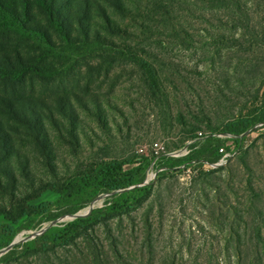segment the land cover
<instances>
[{
    "label": "rangeland",
    "instance_id": "1",
    "mask_svg": "<svg viewBox=\"0 0 264 264\" xmlns=\"http://www.w3.org/2000/svg\"><path fill=\"white\" fill-rule=\"evenodd\" d=\"M128 1L129 12L111 13L127 32L110 39L155 55L146 60L158 71L162 92L152 95L135 59L109 57L75 59L49 87L36 83L33 95L40 101L32 102L43 113L40 129L48 137L37 144L26 128L3 122L12 145L0 151V208L14 210L16 198L31 194L41 183H57L94 160L138 162L148 157L142 182L151 179L137 185L151 188L148 198L110 224L122 256L119 264H244L232 257L237 251L249 257L255 253L249 238L261 219L253 211L247 213V181L264 194V121L238 136L210 135L206 123L218 126L238 116L257 115L264 107V0H242L249 30L242 23L235 30L229 12L213 9L202 16L194 0H179L188 10L185 25L195 48L183 46L164 30L152 34L163 25L157 23L150 1ZM220 32L244 34L246 43L239 53L223 47L217 54L214 46L206 45L208 34ZM58 95H68L73 104L70 119L58 114ZM195 127L197 137L182 143ZM220 148L230 159L213 167L210 164L221 158ZM107 194L88 205L101 208L110 198ZM56 197L44 191L28 204L53 203ZM84 208L79 210L83 216ZM72 215L62 214L34 231L68 223L76 218ZM98 230L107 246L105 228ZM31 234L33 230L16 234L15 245L40 235Z\"/></svg>",
    "mask_w": 264,
    "mask_h": 264
},
{
    "label": "trees",
    "instance_id": "2",
    "mask_svg": "<svg viewBox=\"0 0 264 264\" xmlns=\"http://www.w3.org/2000/svg\"><path fill=\"white\" fill-rule=\"evenodd\" d=\"M149 1L152 5L151 11L159 16L157 23L163 25L157 31L152 30V34L164 30L172 38L178 39L183 46L195 48L193 34L185 25L188 10L183 7L184 3L179 0H165V3L161 0ZM129 2L0 0L1 152H5L12 145L10 133L3 128L4 121L26 128L37 144H44L48 134L40 129L43 113L38 105L32 102L35 99L40 101L33 95L34 86L42 82L49 87V84L55 82L64 72V67L75 59H135L152 95L162 92L158 71L146 60L156 59L155 55L152 57L143 50L139 52L129 44L115 45L110 39L112 34L121 36L127 32L114 15L123 16L129 12V6H132ZM241 2L242 0H194L202 16L213 9L229 12L235 30L236 25L241 23L244 24L245 30H249L251 22L241 10ZM112 10L115 13H112ZM243 36V33L229 36L220 32L216 35L208 34L209 38L204 40L207 41L206 45L214 46L217 54H220L223 47H231L239 53L246 43ZM206 45L203 47H207ZM58 86H61V83L54 85ZM56 98L58 114L70 119L69 112H74L70 98L68 95H58ZM49 118L54 120V115L50 114ZM263 121L264 107L257 115L238 116L218 126H212L208 120L206 128L210 135L238 136ZM197 131L195 127L187 132L182 143L196 138ZM205 152L206 149L202 153ZM215 157L213 153L210 154L211 159ZM150 161L148 157H141L138 162L133 159H97L85 169L76 171L57 183H41L31 194L16 198L14 210L0 208L2 251L12 243L19 232L38 230L43 222L53 221L62 214L78 213L97 195L113 193L101 208L93 210L90 215L76 217L63 225L51 226L34 239L13 246L9 252L0 255V264H119L122 256L110 224L114 219L128 216L148 198L151 188L137 185L144 179L145 168ZM126 166L129 168L125 169ZM247 189V213L253 211L261 219L260 223H256L249 238L255 253L249 257L237 251L232 258L244 264H264V207H260L264 194L256 191L250 180L247 181ZM44 191L57 195L53 203H43L39 206L28 204ZM100 227L105 228L106 237L110 240L107 246L100 239ZM231 238L232 235L227 240ZM236 240H240L239 235Z\"/></svg>",
    "mask_w": 264,
    "mask_h": 264
},
{
    "label": "built area",
    "instance_id": "3",
    "mask_svg": "<svg viewBox=\"0 0 264 264\" xmlns=\"http://www.w3.org/2000/svg\"><path fill=\"white\" fill-rule=\"evenodd\" d=\"M219 152H220V154H221V158H220V160H219V162L218 163H215V164H210L207 160H200L201 161V163H203V164H206V165H211V166H213V167H219V166H223V165H225L227 162H228V159H230V156H231V154L229 153V152H227V151H225L223 148H220L219 149ZM234 155V154H233ZM199 160H195L194 162H198ZM151 178H150V176L148 177V179H146L144 182H147L148 180H150ZM144 182H142V183H144ZM142 183H140L139 184V186L142 184ZM113 195V193H109V194H107V196H109V197H111ZM93 204V203H92ZM91 204V205H92ZM90 206V205H89ZM89 206H87L86 208H88ZM86 208H84V210H86ZM94 209V208H93ZM93 209H91V211L90 212H88V213H92L93 212ZM82 211L83 210H81V211H79L78 213H76V217H85V214H88V213H85L84 214V216H83V214H81L82 213ZM89 214V215H90ZM74 217V216H73ZM41 231H33V234H31V236H34L35 234L36 235H38L39 233H40ZM15 242V241H14ZM2 251H5V249L4 250H2ZM2 251H0V254H1V252Z\"/></svg>",
    "mask_w": 264,
    "mask_h": 264
},
{
    "label": "water",
    "instance_id": "4",
    "mask_svg": "<svg viewBox=\"0 0 264 264\" xmlns=\"http://www.w3.org/2000/svg\"><path fill=\"white\" fill-rule=\"evenodd\" d=\"M72 216H74V217H76V214L75 215H72ZM42 233V231L39 233V234H41ZM15 245V242L13 241L6 249H5V251H2L1 252V254H4V253H7V252H9V250H11L12 249V247Z\"/></svg>",
    "mask_w": 264,
    "mask_h": 264
},
{
    "label": "bare ground",
    "instance_id": "5",
    "mask_svg": "<svg viewBox=\"0 0 264 264\" xmlns=\"http://www.w3.org/2000/svg\"><path fill=\"white\" fill-rule=\"evenodd\" d=\"M95 207V203H93L91 206L88 207L86 213L90 212L91 209H93Z\"/></svg>",
    "mask_w": 264,
    "mask_h": 264
}]
</instances>
